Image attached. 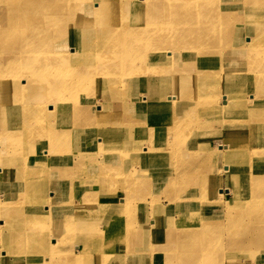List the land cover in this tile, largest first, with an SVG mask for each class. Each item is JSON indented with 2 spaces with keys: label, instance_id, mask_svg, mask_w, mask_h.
<instances>
[{
  "label": "bare ground",
  "instance_id": "6f19581e",
  "mask_svg": "<svg viewBox=\"0 0 264 264\" xmlns=\"http://www.w3.org/2000/svg\"><path fill=\"white\" fill-rule=\"evenodd\" d=\"M242 1L0 0L3 168L8 166L16 173L26 170L24 159L41 144L52 154L63 153L62 168H70L68 174L73 177L67 186L81 183L85 169L81 167L78 177L72 168H78L75 157L82 154L85 164L92 157L100 166L95 190H103L102 176L117 174L137 181L159 173L155 186L160 187L176 174L180 184H174L171 190L183 202L191 199L187 191L190 185L199 187L198 176L208 173L206 157L215 160L218 154L227 161L252 157V150L233 153L236 147H243L238 131L229 133L232 145H205L204 141L211 137L208 129L216 121L220 126L225 114L229 121L248 115L241 120L239 131L250 132L264 123V111L256 110L264 102L263 73L257 72L259 63L264 66V12L253 11L259 4L264 6V0ZM224 47L230 54L227 72L221 74L225 67L216 60ZM220 84L225 86L224 91L219 89ZM95 106L100 110L95 111ZM185 124L192 127L186 135ZM228 129L235 130L237 125L230 124ZM117 146L115 156L109 149ZM176 153L180 162L175 167ZM40 154L37 158L47 173L46 156ZM37 171L40 169H29L31 173ZM61 186L62 182L54 181L56 191ZM136 189H141L139 183L131 188ZM226 190L232 191L229 187ZM82 200V207L88 204L91 208L88 198ZM9 201L14 208L25 204L31 220L47 218L39 210L48 206L33 204V200L29 204L20 196ZM166 201L172 204L175 199L167 197ZM202 204L203 198H199L197 207L186 204L183 218L187 225L197 224L187 210ZM129 206L127 202L126 209L108 219L106 230L100 229L98 237L89 239L93 243L82 248L81 260L69 252L59 254L57 263L99 264L104 259V264H111L108 260L114 257L115 244L125 240L127 232L122 227L116 237L108 234L115 226L133 224ZM63 211L68 217L67 209ZM163 211L152 212L151 216L162 217ZM61 227L65 236H73L75 225L69 222ZM239 234L234 242L246 244L257 239L245 230ZM36 249L38 254L45 251L42 244ZM52 255L46 252L43 261L50 263ZM125 259L127 264L151 261L149 254L140 251L125 254ZM152 260L164 264L160 255ZM37 264H42V259L38 258Z\"/></svg>",
  "mask_w": 264,
  "mask_h": 264
},
{
  "label": "rangeland",
  "instance_id": "374dc122",
  "mask_svg": "<svg viewBox=\"0 0 264 264\" xmlns=\"http://www.w3.org/2000/svg\"><path fill=\"white\" fill-rule=\"evenodd\" d=\"M244 1L246 0L242 2ZM253 11L264 12V6L259 4ZM242 30L245 31V28ZM225 49L226 47L217 54L216 60H221L225 67L221 74L227 72L229 61L230 53ZM259 65L257 72H262L264 78V66H261V63ZM223 84L219 87L222 91L225 90ZM223 95L221 94L222 100L225 98ZM101 102L102 99L98 101V105ZM260 103L256 110L264 111V102ZM94 109L97 111L100 107L95 106ZM227 116L228 114H225L220 120V126H217L216 121L214 126L208 129L210 130L208 135L211 137L204 140L205 145L220 142L232 145L228 142L231 138L229 133L238 131V135L243 136V147L242 149L241 145L236 147L233 153L252 150L254 151L252 157L234 158L232 161H227L225 156L218 154L215 160L206 157L208 173L198 176L199 187L190 185L187 190L191 196L189 201L183 199V202H179L176 199V191L171 190L174 184L176 186L180 184L176 180V174L160 187L155 186L157 183L155 176L159 173L142 176L137 181L122 178L117 174L102 176L100 181L103 182V190L99 191L93 189V186L100 166L94 163L92 157L86 164L83 162L86 159H83L85 156L82 154L75 157L78 168H72L73 172L79 177L81 167L85 170L81 183L73 186H69L71 183L66 185L73 177L68 174L70 168L65 170L62 168L63 153L52 154L48 146L40 144L39 147L33 148V155L24 159L23 165L26 170L21 173L14 170L12 172L8 166L3 168L4 162L2 164L0 158V264H37L38 258L42 259V264H58L56 258L59 254L68 255L69 252L76 253L78 260H81V251L85 244L92 245L93 242L89 239L98 237L100 229L106 230L105 226L110 225L108 219L123 207L126 209L127 202L130 203L129 207H132L133 224L115 226L110 230L108 234L110 237H116L117 230L122 227L127 232L125 240L115 244L114 257L108 260L111 264H119L118 261L127 264L125 254L133 251L149 254L151 261L148 264H160L158 260H152L156 255L161 256L164 264L167 260L168 264H264V123L250 132L239 131L243 124L241 120L248 115L232 121H229ZM233 123L237 125V129H228ZM191 129L190 124H185L184 134H188ZM30 140L31 138L28 139ZM118 148L119 146L113 147L109 151H113L117 156ZM41 152L46 156L45 165L49 169L47 173L43 172L42 163L37 158L41 156ZM77 153L79 152L75 154ZM177 155L178 153L174 155L175 167L180 162ZM191 155L188 157L191 158ZM73 158L74 154L72 161ZM32 168L40 171L31 173L29 169ZM57 169L61 171L58 172ZM54 181L60 185L62 182L63 186L59 191H56L57 187H53ZM137 183L141 185V189L132 191L131 188ZM143 183H149L150 188H144ZM228 187L232 190L231 193L226 190ZM83 188L89 191L84 193ZM192 190L197 193H191ZM255 191L259 193L255 194ZM256 195L260 197L255 198ZM16 196H20L29 204L33 200V204L48 206L40 207L39 210L40 213H46L47 218L31 220L33 218H29L25 204L20 208H14L9 200ZM167 197L174 198L175 201L169 204L166 201ZM82 198L89 199L87 203L92 205L91 208L88 209V204L82 207L85 204L80 203ZM199 198H203L205 204L200 205L198 209L187 210L197 224L187 225L183 218L185 206L191 203L197 207ZM246 201H250V204L245 205ZM106 206L109 208L101 217ZM74 207L76 211L73 210ZM64 209H67L68 217H64ZM157 210H165L162 217L158 214L151 216V213ZM72 215L74 218H71ZM65 218H69V222L75 225V231L71 233L73 236H65L66 231L61 227L69 223L65 222ZM243 230L253 233L257 239L246 244L234 242L233 240L239 239V232ZM183 237L186 240L181 244ZM39 244L45 247L42 254H38L36 249ZM184 244L186 245L183 246ZM113 245L111 242V247ZM46 252L53 253L54 257H51L50 263L43 261ZM104 263L107 262L100 259L99 264Z\"/></svg>",
  "mask_w": 264,
  "mask_h": 264
}]
</instances>
